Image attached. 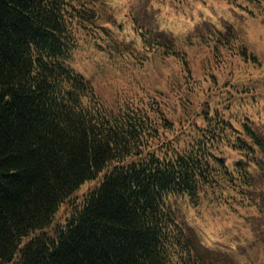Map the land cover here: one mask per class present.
I'll list each match as a JSON object with an SVG mask.
<instances>
[{"label": "trees", "instance_id": "1", "mask_svg": "<svg viewBox=\"0 0 264 264\" xmlns=\"http://www.w3.org/2000/svg\"><path fill=\"white\" fill-rule=\"evenodd\" d=\"M107 4L0 0V264H228L229 254L202 244L178 203L200 209L249 193L255 205L253 190L264 198V126L218 96L222 82L246 94L244 80L232 86L230 76L211 75L206 95L216 105L206 101L201 121L171 135L162 91H121L110 104L67 62L84 38L100 52L138 56L118 42L121 23L100 12ZM151 13L130 17L140 56L163 48L179 61L186 78L176 105L187 108L192 101L180 100L196 83L187 57L170 33L143 27L157 21ZM227 38L213 39L215 60L224 50L256 62ZM85 181L95 184L75 199ZM62 204L63 221L54 222Z\"/></svg>", "mask_w": 264, "mask_h": 264}, {"label": "rangeland", "instance_id": "2", "mask_svg": "<svg viewBox=\"0 0 264 264\" xmlns=\"http://www.w3.org/2000/svg\"><path fill=\"white\" fill-rule=\"evenodd\" d=\"M238 1L240 4L235 7ZM257 1L258 5L252 3L242 9L244 0H108L106 7H100V12L106 19L109 16L111 21L121 23V34L117 31L116 35L118 42L125 49L130 43L138 56L130 57L126 52L123 56L106 54L84 38L67 62L90 79L110 104L121 91L131 90L138 94L142 93V88L150 94L152 90L162 91L168 96L166 117L173 124V130L165 132L167 135L180 127L187 128L194 118L201 121L196 114L206 101L212 107L216 105V98L206 95L213 80L211 75L219 81L230 76L228 81L232 86L244 80L246 94L241 95L239 91L234 94L222 82L218 96L221 100L230 96L231 113L247 115L254 124L264 126V0ZM139 8L151 9L150 17L157 20L146 19L143 27L170 33L176 40L175 49L187 57L190 76L196 81L187 91L188 98L180 100L192 101L187 108L176 105L186 78V71L179 61L163 55L166 52L163 48H154L146 57L140 56L141 44L130 20ZM219 33L223 38L229 37L225 41L233 45V40L246 45L256 55V62L241 61L237 54L229 58L224 50L225 59L215 60L213 55L217 49L213 39ZM252 88L255 89L253 92L249 90ZM177 89L180 90L178 94L175 93ZM94 184L95 181L83 182L75 192V199H80ZM250 193L255 205L247 201L249 193L234 194L229 202L219 206L204 203L200 209L188 206L183 200L178 203L185 222L193 227L204 245L230 253L228 264H264V198L257 196L254 190ZM219 202L223 203V200ZM65 211L66 205L62 204L54 222L63 221Z\"/></svg>", "mask_w": 264, "mask_h": 264}]
</instances>
